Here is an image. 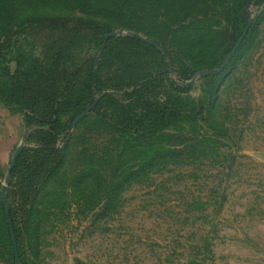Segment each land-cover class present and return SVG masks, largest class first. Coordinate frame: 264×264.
<instances>
[{"label":"rangeland","instance_id":"374dc122","mask_svg":"<svg viewBox=\"0 0 264 264\" xmlns=\"http://www.w3.org/2000/svg\"><path fill=\"white\" fill-rule=\"evenodd\" d=\"M180 1L30 0L11 23L16 30L3 39L1 54L8 62L0 60V76L6 68L15 72L24 66L22 55L31 66L36 60L47 68L58 60V72L53 66V76H43L59 94L69 87L72 74L78 76L66 103L71 110L79 100L90 103L82 92L85 79L91 62L103 52L101 40L91 41L94 29L77 19L120 33L101 58L103 91L77 127L62 132L55 143L56 148L66 146L68 135L73 137L71 153L85 148L94 153L93 176L81 180L73 153L61 168L51 159L45 163L32 157L29 168L37 171L27 170L15 180L13 208L25 264H264V12L251 6L247 19L241 0ZM29 14L45 20L29 22L30 17L24 19ZM246 19L252 20V28L224 72L199 76L221 67ZM49 24L58 29L51 32ZM131 34L156 42L159 50L121 40ZM161 72L168 77L149 85L141 105L126 109L105 102L92 112L110 90ZM169 78L193 88L176 93ZM39 104V110L46 109L43 101ZM159 105L182 115L157 131L193 133L191 145L199 141L198 147L208 149L204 154L189 150L140 174L113 196L112 184L125 175L112 167L126 169L129 158L121 156L123 138L97 123H118L128 119L125 112L144 115ZM17 108L0 97V192L15 150L37 146L27 141V113ZM22 184L34 191L27 200ZM10 253L6 226L0 223V264H13Z\"/></svg>","mask_w":264,"mask_h":264},{"label":"trees","instance_id":"16d2710c","mask_svg":"<svg viewBox=\"0 0 264 264\" xmlns=\"http://www.w3.org/2000/svg\"><path fill=\"white\" fill-rule=\"evenodd\" d=\"M241 8L244 11L245 18L248 16V10L251 6H254L257 9H261L264 12V0H241ZM30 2V0H0V60L5 59L1 54V49L3 48L4 41L3 39H8L10 35H12L16 26H12V22L18 15L23 13L24 6ZM180 2H186V0H181ZM28 11V10H27ZM31 15V16H30ZM24 19H28L30 17V21L32 23H40L45 20L44 16H36L29 14L24 16ZM248 19V17H247ZM245 21V28L248 26L249 21ZM61 21L62 19H57ZM87 21L85 27H89L94 29V34L91 37L92 43L96 40H101L100 45L101 49L99 52H102L101 58L105 54L108 49L110 43L113 41L119 40L118 37H109L111 33L107 32V28L99 23H96L92 20L88 21L85 19H77V21ZM42 24V23H40ZM57 28V25L49 24L47 29L51 32H55L54 29ZM66 24H62V29H66ZM252 28V26H251ZM250 28V29H251ZM243 31V32H244ZM243 32L240 34L236 43L226 52L223 60L230 54L233 50L239 39L242 37ZM250 32V30H249ZM248 32V34H249ZM248 36V35H247ZM247 36L244 38H247ZM122 41L134 42L137 44H142L145 46H150L146 43L141 42L136 37H125L121 39ZM244 41L240 45L241 48ZM156 43V42H155ZM57 47V46H56ZM153 48L152 46H150ZM54 50V48H52ZM236 51V53H237ZM168 55L170 54L167 51ZM235 53V54H236ZM234 54V55H235ZM100 59H93L91 62L88 74L85 79V86L82 92H87L90 97V103L94 100V96L97 94H101L103 91L101 75H100ZM22 59L24 61V66L19 67L15 72H10L8 68L3 70V74L0 76V97L4 99L6 105H13L18 107L19 111L26 112L24 115V122L26 124V128L28 130L27 141L34 140L37 143L35 148H26L20 154L17 165L12 173V179L10 185L6 190L9 206H10V215L13 221L15 235L18 245V253L20 256V263L25 264L23 262V253L21 242L19 239V231L17 228L15 211H14V202L18 195L17 193V185L15 184V180L21 175L27 173V170H32V173H35L37 170H33V168H29L30 164H28L29 160L33 157L34 160H40L41 162L48 161L49 159L55 161L58 168H61L68 161V158L71 154L77 158V169H80L79 175L81 176V180L85 181L88 178L92 177L95 173V166L92 163L93 158L95 157L94 153H91L88 149H83L81 151H73L71 153V144L73 141V137H69L65 135L64 142L66 146L62 148H56L55 143L59 138L62 132H69L76 125V119L85 111L88 110L89 104L82 105V101L79 100V103L76 105V108L71 110L68 104V98L70 97V92L75 88V81L78 76L75 74L71 75L69 79L68 85L69 87L65 88L64 92L59 94L57 90V86L55 84L46 85V79L43 74H46L48 77L53 76V69H55L54 73L58 72V60H53L51 64L46 68L45 64L35 63L31 66L28 62V59L25 55H22ZM8 62V61H5ZM224 62V61H223ZM222 62V63H223ZM2 63H0V67ZM55 66V67H53ZM177 72V71H176ZM180 78H184L182 74L177 72ZM168 77V73H159L157 76L147 79L142 82H134L132 84L127 85V88H119L116 87L114 90H110L111 92L105 93L101 96L99 102L95 103V109L92 112H97L99 107L108 102L109 105L118 104L120 107L128 108L129 105H141L144 103V98L146 93L148 92L149 85L153 84V82L157 80H161L163 76ZM213 78V77H209ZM169 85L173 89L174 92L180 94H187L192 90V84H179L178 82L171 81L169 78ZM67 92V94H65ZM40 101L45 103V108L43 111L37 108L40 106ZM127 105H125L126 103ZM216 103V102H215ZM81 106V107H80ZM171 108L161 105L155 106L152 111L148 112L144 115H136L133 114L129 116L125 112V117L128 119H122L120 122H116L114 124H107V122H98V127H106L115 130L120 137H122V155L129 158L127 168L123 169L122 167L113 166L112 170L114 173H121L124 178L121 180L115 181L111 186V194L115 196L118 189L125 184H131L132 180L139 176L140 174L147 173L155 167H159L166 163H171L176 159H179L183 156H186L188 151H192V153L197 154L199 152H203V154L208 149L207 145H202L198 147L200 143L197 141L195 144L191 145L192 135L193 133L181 134L179 135H169L167 133H162L157 131V127L163 125L165 122L172 120L176 121L179 118L181 112L176 115L173 114L170 110ZM108 119V118H106ZM110 119V118H109ZM110 120H113L112 118ZM193 124L198 125V121H191ZM151 126L149 132L146 131V128ZM113 130L111 133H113ZM145 131V132H143ZM157 131V132H156ZM68 134V133H67ZM191 136V137H190ZM205 136H201V138L206 139ZM194 138V137H193ZM171 139H174L172 142H169ZM152 141V143H151ZM169 142V146L165 147ZM202 144V143H201ZM193 148V149H190ZM132 160H138L137 164H132ZM37 163V162H36ZM38 164V163H37ZM41 167V166H40ZM54 166L53 168H55ZM86 169L91 170V174L87 172ZM125 172H123V170ZM91 175V176H90ZM115 175V174H114ZM27 181L29 178H26ZM95 182L99 180V178L93 177ZM19 186V185H18ZM21 186V185H20ZM22 188L25 189V192H21L24 200H27L28 197L34 193L30 190L27 191V187L22 184ZM121 189V188H120ZM19 191V190H18ZM38 214H40L38 212ZM0 223H3L6 226L7 236L11 247L10 259L13 261V264H16L15 261V252L13 247L12 238L10 235L9 226L7 224V218L5 216V208L1 200V192H0Z\"/></svg>","mask_w":264,"mask_h":264},{"label":"water","instance_id":"95a60500","mask_svg":"<svg viewBox=\"0 0 264 264\" xmlns=\"http://www.w3.org/2000/svg\"><path fill=\"white\" fill-rule=\"evenodd\" d=\"M252 26V20H249L248 22V26L246 27L245 31L243 32L242 37L239 39V41L237 42V44L235 45V47L233 48V50L230 52V54L225 58L224 62L222 63L221 67L217 70H210L207 72H200L198 75L199 76H216L221 74L222 72H224V70L227 67V64L230 62V60L232 59V57L234 56V54L236 53L237 49L240 47V45L242 44V42L244 41V38L248 35V32L250 30ZM120 33H111L109 35V37H117L119 36ZM132 37H136L138 40H140L143 43H146L152 47H154L155 49L159 50L158 45L147 38H144L140 35L137 34H131ZM164 54H166V52H163ZM170 73H172V71H170ZM90 110L83 112L77 119H76V123H78L79 121H81L84 117L87 116V114L89 113ZM24 150V146L20 145L14 152V155L12 157L10 166L8 168L7 171V176L4 182V185L1 188V200L2 203L4 205L5 208V216L7 218V224L9 226V230H10V235L12 238V242H13V247H14V252H15V261L16 264H21L20 263V256L18 253V245H17V240H16V235H15V229H14V225H13V221L10 215V206H9V202H8V198H7V194H6V190L8 188V186L10 185L11 179H12V173L13 170L15 169L16 165H17V161L18 158L20 156V154L22 153V151Z\"/></svg>","mask_w":264,"mask_h":264}]
</instances>
